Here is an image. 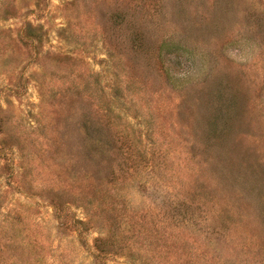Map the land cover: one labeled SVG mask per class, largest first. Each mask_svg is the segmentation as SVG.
Instances as JSON below:
<instances>
[{"label": "rangeland", "instance_id": "rangeland-1", "mask_svg": "<svg viewBox=\"0 0 264 264\" xmlns=\"http://www.w3.org/2000/svg\"><path fill=\"white\" fill-rule=\"evenodd\" d=\"M0 264H264V0H0Z\"/></svg>", "mask_w": 264, "mask_h": 264}]
</instances>
